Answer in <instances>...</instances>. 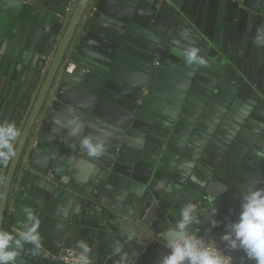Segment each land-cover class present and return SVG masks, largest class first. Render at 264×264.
Wrapping results in <instances>:
<instances>
[{
    "label": "water",
    "instance_id": "water-1",
    "mask_svg": "<svg viewBox=\"0 0 264 264\" xmlns=\"http://www.w3.org/2000/svg\"><path fill=\"white\" fill-rule=\"evenodd\" d=\"M68 3L0 0V89L18 118L0 228L19 230L31 210L43 246L33 256L26 245L18 264H64L80 239L93 264H120L116 245L128 264H154L188 201L192 231L252 264L221 236L245 185L264 187V48L252 43L264 0H78L66 18ZM14 24L33 37L16 38ZM182 30L207 66L184 62ZM73 115L79 137L66 130ZM85 135L105 140L101 156L81 149Z\"/></svg>",
    "mask_w": 264,
    "mask_h": 264
},
{
    "label": "clouds",
    "instance_id": "clouds-1",
    "mask_svg": "<svg viewBox=\"0 0 264 264\" xmlns=\"http://www.w3.org/2000/svg\"><path fill=\"white\" fill-rule=\"evenodd\" d=\"M256 47L264 48V25H258L252 36ZM189 65L207 66L208 59L201 54L200 47L193 42L191 32L182 30L179 38L174 41ZM58 123V120H54ZM67 132L70 137H79L82 124L78 116L66 117ZM18 132L11 122L0 124V161L6 163L11 158L14 148L12 141ZM104 135H107L105 133ZM80 147L89 157H99L105 151V140L92 135L80 137ZM257 157L264 159V151L257 150ZM165 191L169 189L161 184ZM214 200L210 203L213 205ZM217 209H208V222L216 226L214 216ZM180 218L170 229L173 235L165 234L162 243L167 252L155 260L154 264H233V257L219 248L211 238L205 239L198 232L192 231L194 225L200 224V214L196 203L188 201L179 210ZM39 217L31 210L24 213L23 223L19 230L9 231L0 228V264H18L17 257L26 245L33 256L43 251L41 234L39 232ZM132 234L127 239L131 240ZM221 239L228 248L241 250L252 264H264V187L246 184L242 190L239 213L235 220L225 224ZM91 246L85 239L76 242L75 264H93ZM120 257V264H128V257L120 245L113 249Z\"/></svg>",
    "mask_w": 264,
    "mask_h": 264
},
{
    "label": "built area",
    "instance_id": "built-area-1",
    "mask_svg": "<svg viewBox=\"0 0 264 264\" xmlns=\"http://www.w3.org/2000/svg\"><path fill=\"white\" fill-rule=\"evenodd\" d=\"M22 1L25 2V1H29V0H22ZM77 1L78 0H69V3H68V5L65 8V12H66V15L65 16H66V18L68 17V15L73 10L74 5L77 3ZM51 58H52V55L51 54L41 55L40 56V60H41V62L43 64L42 70H41L42 73H46L47 68H48V65L50 64ZM71 67H72L71 64H69V66L67 67V69L70 70ZM21 163L22 164H25L26 163L25 156L22 157ZM5 170H6V165L4 163L0 167V188H1V185H2L3 178H4ZM205 239H207V238H205ZM224 251L227 252L228 254H230L233 257V255L230 252H228L226 250H224ZM76 254H77L76 253V250H74V249H67L65 251V254L59 257V260L62 261L64 264H75V256H76ZM233 264H235L234 257H233Z\"/></svg>",
    "mask_w": 264,
    "mask_h": 264
},
{
    "label": "crops",
    "instance_id": "crops-1",
    "mask_svg": "<svg viewBox=\"0 0 264 264\" xmlns=\"http://www.w3.org/2000/svg\"><path fill=\"white\" fill-rule=\"evenodd\" d=\"M8 27L10 25H7ZM13 29V33L16 35V38H23L26 39V37H33V34H30V32H28L27 29H25L24 27H20L17 24H14L13 27H10ZM28 68V67H27ZM2 89H0V124H6L8 122L13 121L14 119L17 120L18 118L16 117L17 115V109H15L16 104L13 102V100H7L6 98L4 99L2 97ZM9 163V159L7 160V162L5 163L6 168L8 166ZM1 164V161H0ZM4 164V162L2 163ZM15 185H13L14 187Z\"/></svg>",
    "mask_w": 264,
    "mask_h": 264
}]
</instances>
